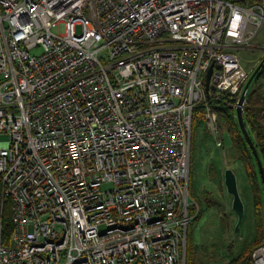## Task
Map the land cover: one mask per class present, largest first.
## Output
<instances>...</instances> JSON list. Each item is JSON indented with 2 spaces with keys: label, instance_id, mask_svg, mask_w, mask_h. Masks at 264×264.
Listing matches in <instances>:
<instances>
[{
  "label": "built area",
  "instance_id": "obj_1",
  "mask_svg": "<svg viewBox=\"0 0 264 264\" xmlns=\"http://www.w3.org/2000/svg\"><path fill=\"white\" fill-rule=\"evenodd\" d=\"M263 28L264 0H0V264H187L193 112Z\"/></svg>",
  "mask_w": 264,
  "mask_h": 264
},
{
  "label": "rangeland",
  "instance_id": "obj_2",
  "mask_svg": "<svg viewBox=\"0 0 264 264\" xmlns=\"http://www.w3.org/2000/svg\"><path fill=\"white\" fill-rule=\"evenodd\" d=\"M53 33L58 34L59 27L53 28ZM238 56L243 67L254 73L264 58V28L249 47L238 51ZM224 138L226 147L223 145V148H218L212 138L206 140L204 132L200 129L195 142L197 143L195 160L194 158L192 160L191 157L190 161V180L192 183L193 180L195 181L194 188L203 210L200 220L194 224L193 229L196 264L227 263L230 259L238 256L244 247L251 244L255 236L253 206L248 192L245 169L242 162L235 160L228 153L227 148L231 144L230 137L225 134ZM226 169H232L236 174L238 189L245 205V216L238 230H236L238 217L232 209L233 198L227 193L224 185ZM113 187L112 183L102 186L103 190ZM190 196V199L196 200V196H193L191 190ZM205 197H209L214 206L208 208L204 202ZM192 199L194 205L190 210L195 208V216H197L201 210L199 202L195 203ZM248 258L246 257L242 262Z\"/></svg>",
  "mask_w": 264,
  "mask_h": 264
},
{
  "label": "trees",
  "instance_id": "obj_3",
  "mask_svg": "<svg viewBox=\"0 0 264 264\" xmlns=\"http://www.w3.org/2000/svg\"><path fill=\"white\" fill-rule=\"evenodd\" d=\"M238 99V95H230L228 93L215 94L206 102L198 105L193 112L192 160L193 158L195 160L197 150V143L195 142L197 140L199 130L202 129L206 140L212 138V135L207 129L208 126L205 118L206 108L209 107L217 115V127L220 132V136L222 137L224 147H226L224 136L227 134L231 140L230 147L227 148L229 155L235 160L242 162L244 166L245 176L248 182V192L252 200L253 218L255 223L254 240L251 244L244 247L238 256L230 259L227 263L223 262L221 264H239L246 257H249L248 259H250L252 254L259 247L264 245V186L256 159L253 156L248 142L243 137L241 128L238 124L236 113ZM243 110L244 123L247 131L253 140L264 165V69L253 79L246 95ZM194 183V180L192 183L189 179V194L191 190L193 196H196V200L191 199L195 203L199 202L198 205L201 210L199 212L200 216L198 214L195 216V208L191 209V216H194V218L191 221L187 232V264H196V247L193 241V229L194 224L200 220L203 214L200 203L201 201L196 195ZM206 193H209V191H206ZM208 198L205 197L204 202L208 205V208H211L214 206V203L210 200V198ZM12 231V202L3 195V187L0 182V242L7 244L10 240V236L12 235Z\"/></svg>",
  "mask_w": 264,
  "mask_h": 264
},
{
  "label": "water",
  "instance_id": "obj_4",
  "mask_svg": "<svg viewBox=\"0 0 264 264\" xmlns=\"http://www.w3.org/2000/svg\"><path fill=\"white\" fill-rule=\"evenodd\" d=\"M219 67L220 66H217V68H219ZM263 69H264V58H263L261 64L254 71V73L252 74V76L250 77L248 82L246 83V85L243 89V92H242L240 98L238 99L237 107H236V113H237L238 124L241 128L243 137L248 142L250 149L253 153V156L256 159V162L258 164V169H259L260 176L262 178V182H263V186H264V165H263L261 157H260V155H259V153L255 147V144H254L253 140L251 139V137L247 131L246 125L244 123V117H243V111H244L243 107L245 105L246 95L249 91L250 85H251L253 79L258 74H260ZM213 70H214V66H211V68L208 71L206 83H205V89H206L208 100L212 97V95H214L216 93L215 86L211 84V77L213 74ZM224 185L226 187L227 193L233 198L232 209L238 217V222L236 225V230H238L240 225L242 224L244 216H245V205H244V202L241 198V195H240V192L238 189L237 176L232 169H226L225 170V172H224Z\"/></svg>",
  "mask_w": 264,
  "mask_h": 264
}]
</instances>
